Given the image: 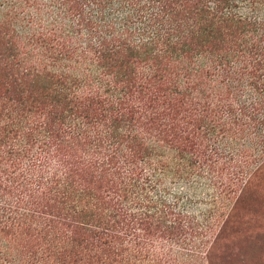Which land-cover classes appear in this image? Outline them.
<instances>
[{
    "label": "trees",
    "instance_id": "1",
    "mask_svg": "<svg viewBox=\"0 0 264 264\" xmlns=\"http://www.w3.org/2000/svg\"><path fill=\"white\" fill-rule=\"evenodd\" d=\"M0 7V264H212L264 174V0Z\"/></svg>",
    "mask_w": 264,
    "mask_h": 264
},
{
    "label": "rangeland",
    "instance_id": "2",
    "mask_svg": "<svg viewBox=\"0 0 264 264\" xmlns=\"http://www.w3.org/2000/svg\"><path fill=\"white\" fill-rule=\"evenodd\" d=\"M21 26L28 29L30 24L24 21ZM193 186L184 184L182 188L189 196L193 195L188 210L200 214L213 206L215 195L204 179ZM212 258V264H264V174L254 193L247 198L245 195V200L235 207Z\"/></svg>",
    "mask_w": 264,
    "mask_h": 264
}]
</instances>
